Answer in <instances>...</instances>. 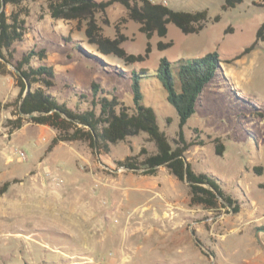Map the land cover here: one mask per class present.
Masks as SVG:
<instances>
[{
	"label": "rangeland",
	"instance_id": "obj_1",
	"mask_svg": "<svg viewBox=\"0 0 264 264\" xmlns=\"http://www.w3.org/2000/svg\"><path fill=\"white\" fill-rule=\"evenodd\" d=\"M156 1L180 11L207 9L206 27L184 34L171 23L167 37L149 40L139 23L122 21L126 9L115 4L99 15L105 35L115 37L120 26L129 53L144 54L152 44L145 62L126 65L90 45L75 22L53 19L45 0H27L28 33L13 46L15 59L31 49H46L47 58L33 63L54 67L55 85L49 92L73 109H86L80 96L91 92L93 82L134 107L133 82L122 71L146 68L153 75L167 58L176 72L181 59L217 53L222 71L205 87L184 128L188 141L200 130L205 144L191 147L186 158L197 172L215 176L244 202L242 212L191 205L188 185L166 167L152 176L119 167L117 160L137 155L144 146L156 150L146 133L113 145L100 158L82 141L61 142L49 151L56 130L27 120L11 132L8 120L15 118L14 107L0 108V188L12 182L0 195V264H227L224 244L230 246L247 232L264 234V220H256L264 215V41L233 60L256 41L264 23V0H244L227 10L224 0ZM218 15L221 19L215 21ZM160 41L174 45L159 50ZM11 69L13 73L0 76L3 103L13 102L19 92ZM140 85L143 103L156 110L161 129L170 140L177 137L179 115L161 80L151 76L140 79ZM217 137L225 145L223 155L216 153ZM20 151L26 152V160ZM255 167H262V174Z\"/></svg>",
	"mask_w": 264,
	"mask_h": 264
},
{
	"label": "trees",
	"instance_id": "obj_2",
	"mask_svg": "<svg viewBox=\"0 0 264 264\" xmlns=\"http://www.w3.org/2000/svg\"><path fill=\"white\" fill-rule=\"evenodd\" d=\"M27 0H0V76L13 73L17 79L18 95L13 102L3 103L0 108L14 107L15 118L8 120L10 131L21 129L25 122L31 121L39 125L49 126L57 131L49 151L61 142H87L93 154L100 158L109 155L112 146L119 142L142 133L148 135L147 141L154 142L156 150L150 152L145 146L137 155L127 156L124 160H117L119 167L141 172L144 175H157L160 167H166L179 181L186 183L190 191V203L202 206L208 211L226 209L239 213L242 201L228 193L215 176L207 172H197L187 161L186 153L195 145L203 146L204 139L200 138L201 131L191 141L184 135V128L189 119L196 113L198 100L205 87L222 71V60L217 53H209L194 59L177 61V71L167 58L160 62L156 74L151 75L146 68L132 73L122 71L121 74L132 80V91L135 106L126 105L118 95H113L102 84L93 82L91 92L82 94V101L88 103L86 109H73L67 103H61L49 90L55 85L56 71L51 65L33 63L35 58H47L46 49H31L26 51L20 59H15L13 46L24 40L28 33L26 17L30 10L24 3ZM38 1V0H33ZM51 17L56 20L75 22L78 31H83L86 41L104 55H114L123 60L126 65L145 62L152 53L149 41L144 54L129 53L123 43L128 37L122 33L120 26H116L115 37L105 35L99 22V15L121 4L126 9L123 22L130 20L139 23L140 32L151 40L154 35L165 38L169 32V24L177 26L184 34H198L205 27L209 19L207 9L201 11H180L170 8L164 3L153 0H45ZM244 0H224L223 9L234 8ZM3 3L5 6L3 7ZM254 3L258 4L255 0ZM12 7L9 11L8 8ZM221 16L215 17L219 21ZM106 23L109 20L105 19ZM233 31V28L229 29ZM71 38H69L70 40ZM264 41V23L257 32L256 41L247 47L233 60H239L251 53ZM174 43L158 42L159 50L173 47ZM230 63L231 61H227ZM156 76L161 80L168 94V101L175 107L179 115L180 130L177 137L170 140L161 129L156 110L143 103L144 94L140 79ZM28 86L30 90H28ZM208 138H211L208 135ZM216 153L223 155L225 145L221 138H215ZM255 171L262 174V167H255ZM18 181V180H17ZM12 182L7 181L0 188V195L7 192ZM196 230H194V233ZM201 244V240L196 238ZM212 255H215L212 252Z\"/></svg>",
	"mask_w": 264,
	"mask_h": 264
},
{
	"label": "crops",
	"instance_id": "obj_3",
	"mask_svg": "<svg viewBox=\"0 0 264 264\" xmlns=\"http://www.w3.org/2000/svg\"><path fill=\"white\" fill-rule=\"evenodd\" d=\"M154 2H157L156 0H153ZM158 3H164L170 7V4L166 2H158ZM171 8V7H170ZM173 9V8H172ZM242 208L239 213L242 212ZM256 214L254 213V216ZM262 218L257 217L256 220L262 219L264 220V215L261 216ZM243 223H248V221H244ZM260 225V224H259ZM258 231L255 235H252L250 232L245 233L244 235L239 237V241L233 242L230 246L224 244L223 250H229L227 253L229 254V261L227 264H264V248L259 244L257 240ZM262 239L264 240V234H261ZM258 242V244H257ZM215 254V253H214ZM214 257L216 256L213 255ZM224 256V255H223ZM235 256L237 257L235 259ZM58 264H66L63 260L62 262H59Z\"/></svg>",
	"mask_w": 264,
	"mask_h": 264
},
{
	"label": "water",
	"instance_id": "obj_4",
	"mask_svg": "<svg viewBox=\"0 0 264 264\" xmlns=\"http://www.w3.org/2000/svg\"><path fill=\"white\" fill-rule=\"evenodd\" d=\"M4 6H5V3H3V7ZM28 90H30V87L29 86H28ZM257 240H258L259 244L264 248V240L261 238L260 232H258Z\"/></svg>",
	"mask_w": 264,
	"mask_h": 264
},
{
	"label": "built area",
	"instance_id": "obj_5",
	"mask_svg": "<svg viewBox=\"0 0 264 264\" xmlns=\"http://www.w3.org/2000/svg\"><path fill=\"white\" fill-rule=\"evenodd\" d=\"M19 155L21 156L22 159H24V160L27 159V154H26V152H24V151H20V152H19Z\"/></svg>",
	"mask_w": 264,
	"mask_h": 264
},
{
	"label": "bare ground",
	"instance_id": "obj_6",
	"mask_svg": "<svg viewBox=\"0 0 264 264\" xmlns=\"http://www.w3.org/2000/svg\"><path fill=\"white\" fill-rule=\"evenodd\" d=\"M43 191H44V190H43ZM42 194H43V192H42ZM47 194H48V193H47ZM47 194H46V195H47ZM50 195H52V194H50ZM40 197H41V196H40ZM42 197H43V196H42ZM44 197H45V196H44ZM51 198H54V197H51ZM51 198H50V199H51ZM48 199H49V198H48ZM51 200H52V199H51ZM49 202H50V201H49ZM47 204H48V203H47ZM75 205H76V204H75ZM74 208H75V206H74ZM71 210H72V209H71ZM72 212H73V211H72ZM72 212H69V213H72ZM73 213H74V212H73ZM68 216H70V215H68ZM73 216H74V215H73ZM73 216H72V217H73ZM71 220H72V219H71Z\"/></svg>",
	"mask_w": 264,
	"mask_h": 264
}]
</instances>
